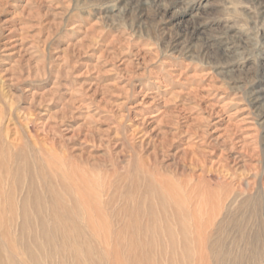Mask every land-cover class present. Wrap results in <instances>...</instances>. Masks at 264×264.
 I'll list each match as a JSON object with an SVG mask.
<instances>
[{
  "label": "rangeland",
  "instance_id": "374dc122",
  "mask_svg": "<svg viewBox=\"0 0 264 264\" xmlns=\"http://www.w3.org/2000/svg\"><path fill=\"white\" fill-rule=\"evenodd\" d=\"M0 135L103 264H264V0H0Z\"/></svg>",
  "mask_w": 264,
  "mask_h": 264
},
{
  "label": "bare ground",
  "instance_id": "6f19581e",
  "mask_svg": "<svg viewBox=\"0 0 264 264\" xmlns=\"http://www.w3.org/2000/svg\"><path fill=\"white\" fill-rule=\"evenodd\" d=\"M14 143L0 135V264H42L40 262L43 260L48 264H103L102 251L119 254L117 246L103 247L100 240L88 232L92 226L67 219L69 210L66 204L53 192L50 193L51 202L48 205L42 202L40 193L35 191L32 183L26 181L27 172L30 171L26 148L22 146L23 143ZM25 185L26 191L22 194ZM7 204L11 208L6 209ZM18 218L21 222L16 239L21 244L22 256L17 261L8 256L6 258L2 249L3 246L14 249L8 223L13 222L14 232ZM133 228L138 233L143 229L152 230L149 224L144 228L138 222L129 223L126 218L116 230L117 236L120 238L125 230L135 232ZM118 243L125 264H147L142 257V250L145 249L142 242L134 241L132 244L129 239L120 238ZM144 245L150 251L149 242ZM93 253L97 255L96 258Z\"/></svg>",
  "mask_w": 264,
  "mask_h": 264
}]
</instances>
